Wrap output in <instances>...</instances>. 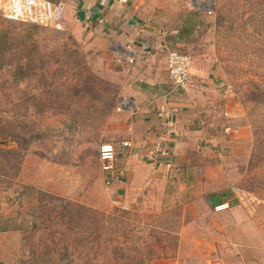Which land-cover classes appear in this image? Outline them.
Wrapping results in <instances>:
<instances>
[{"label":"rangeland","instance_id":"rangeland-1","mask_svg":"<svg viewBox=\"0 0 264 264\" xmlns=\"http://www.w3.org/2000/svg\"><path fill=\"white\" fill-rule=\"evenodd\" d=\"M52 1L61 3L65 11L66 5L73 8L72 1L78 0ZM138 2L129 0L127 6ZM148 4L151 19H142V25L154 23L165 40L179 37V47L170 48L187 55L198 70L185 90L169 87L193 102L190 111L185 108L191 113L182 115L192 123L187 132L195 144L192 158L199 163L194 165L198 171L193 177L200 182L186 187L182 178L159 174V179L134 189L127 183L124 160L139 152L142 161L150 158L143 146H136L142 135L129 134L130 115L121 111L131 104H123L114 79L116 63L129 66L134 62L126 60L127 47L113 42L112 58H108L81 39L85 31L69 30L66 18L62 31L0 18V46H9L0 62V127L40 134L29 146L16 180L8 177L11 172L0 177V264H36L34 251L40 254L39 264H71L70 259L73 264H86V252L77 250L73 257L53 252L49 215L34 232L32 217L38 198L22 193L21 187L27 185L110 219L99 256H89L92 264H129L117 260L116 244L126 241L130 245L136 237L165 248L156 252L159 258L150 264L175 260L181 225L190 221L197 225L187 238L202 244H186L184 253L194 255L187 264L224 261L232 239L246 238L264 246V161L258 170L247 171L254 149L258 154L257 142L264 137V105L250 102L248 96L251 83L264 86V0H148ZM156 17L166 22H156ZM70 24L83 25L74 19ZM26 34H32L35 46L21 41ZM158 54V61L165 58V52ZM18 63L21 72L16 69ZM119 105L123 108L118 112ZM4 141L3 148H15L10 140ZM122 142L130 147L120 149ZM102 144L117 148L113 177L101 172L98 150ZM67 151H72L68 153L72 164H60L57 157ZM196 188L201 196L190 197V190ZM227 190L233 195L225 203L230 209L208 206L209 191ZM231 208L242 212L228 214ZM187 209L192 219L184 213ZM13 219H17L14 225ZM232 221L247 222V230L235 228ZM32 235L34 239L29 240Z\"/></svg>","mask_w":264,"mask_h":264},{"label":"crops","instance_id":"crops-1","mask_svg":"<svg viewBox=\"0 0 264 264\" xmlns=\"http://www.w3.org/2000/svg\"><path fill=\"white\" fill-rule=\"evenodd\" d=\"M99 1H72L73 8L66 5L64 19H67L68 29L72 32H82L83 34L85 31L81 39L87 40L97 52L112 58L110 48L111 44L116 42L115 45L117 46L127 47L125 53L130 54L134 60L133 64L129 66L116 63V77L114 79H116V83L122 92H120L119 97L122 98L123 104L127 102L131 104L130 109L121 111L123 108L121 104L117 110L130 115L127 117L130 121L126 124L128 130L132 131L129 134L142 135L136 140V146H143L147 152L145 154L150 158L148 161H142L143 155L139 152L124 160L127 183H130L131 189H134V187L137 188L146 184L148 180L159 179V174H162L164 178L172 176L178 179L182 178L186 187L192 185V182H200V178L193 177L194 172L198 171V167H194V165L199 163H195L194 158H192L195 144L187 132L192 123L190 119L184 120L185 117L182 115L183 112L191 113L188 111L192 108L193 102L188 96L185 97L170 90L169 85L171 83L165 67L166 55L165 58L158 61L160 57L158 53H166V49L170 48L171 45L178 48L181 43L180 38L176 37L174 41L165 40L162 29L154 23L151 27L142 25V19H151L148 0H139L137 4L133 5L132 3L130 6H127L128 2L119 4L117 0H104L102 5H99ZM143 4L144 6L141 7ZM73 9L78 11L75 12ZM124 11L125 14H123ZM85 15L90 17L89 23L83 22ZM71 19L83 25H71ZM154 19L156 22H166L164 18L156 17ZM122 30L124 33H120ZM127 33L130 35H126ZM122 50L124 51V48ZM113 58L115 59V57ZM197 71L191 62L190 82L197 76ZM199 73L201 75V72L197 74ZM119 148L122 149L120 145ZM123 172H120V175H123ZM190 191L192 198L201 196L198 188ZM209 193L216 192L209 191ZM223 205L225 206V204ZM222 209H230V206L226 204V207L219 210ZM230 212L240 215L242 210L234 208L228 214ZM184 213L190 214L188 209ZM232 224L237 229L247 230L245 229L248 225L247 222L232 221ZM196 225L197 223L192 221L182 223V232L177 239L176 259H163L161 264H187V260L192 256L194 257L191 253H188L190 255L185 254L184 250L186 244L192 245L191 241L197 242L194 245L202 244L198 239L187 238ZM211 241L213 239L210 240V243ZM263 247L262 244L250 242L246 238L232 239L230 247L226 250L227 258L221 262L215 260L210 264H264Z\"/></svg>","mask_w":264,"mask_h":264},{"label":"trees","instance_id":"trees-1","mask_svg":"<svg viewBox=\"0 0 264 264\" xmlns=\"http://www.w3.org/2000/svg\"><path fill=\"white\" fill-rule=\"evenodd\" d=\"M259 34L261 35V33ZM21 41H24L25 43L33 46L36 45L35 41L32 39V34H26V36H22ZM8 47L9 46H7V48ZM7 48H5L4 45L0 46V62L4 58V54H6L8 50ZM18 64L19 65H16V69L21 72L22 65L21 63ZM250 85L252 86V90L248 92L249 101L264 105V86L254 83H251ZM0 124H2L1 119ZM39 135V133L34 131L19 132L15 129L0 127L1 178L7 177L8 173L11 172L10 175L12 176L8 177L11 178V181L16 180L26 154L31 151L29 146L40 139ZM6 139L15 144L14 149L3 148L2 142ZM257 143L258 154L257 148L254 149L247 168V171L249 172L255 169L258 170L259 164L264 161V137L258 140ZM68 153H72V151H67V153L65 152L60 158L57 157V159L60 160V164H72V157L68 156ZM32 154L34 156L36 155L43 157L40 153L37 152H32ZM21 188L24 191L22 192L23 194L27 193L30 195H35L38 198V208L36 209L37 212H34L32 217L34 232L35 228L37 229V231L40 230V223L47 220L46 214L49 215L52 222L51 237L53 252L56 254L59 251H64L66 253V257H73L77 250H79L81 254H84V252H86V264H92L89 256L92 255L93 258L99 256L100 249H102L104 244L102 243L103 234L107 229V226L109 224L108 221H110V219L97 210L76 202L69 201L61 196H55L45 193L44 191L29 185L22 186ZM250 193H254V191L251 190ZM232 197L233 195L231 191H221L218 193L208 194L206 197V202L208 206L213 209L225 204L226 202H228L229 198ZM235 202L236 201L232 202L231 204H235ZM116 212H119V209L116 208ZM126 212L127 211L123 209V213ZM11 222V224L14 225V223L17 222V219H13ZM2 231L8 230L4 229ZM123 232L125 231H122L120 234H122ZM122 237L126 239L124 235ZM136 238V242H133L130 245L126 244V241L125 243L116 244V257L118 261L126 260L129 261V264H150L152 261L159 258L156 255V252H161L165 249L159 243L153 245L149 243L147 239H144L142 237ZM31 239H34V235H32V237H29V240ZM32 255V260L37 262L36 264H39L38 261L40 254H35L34 251L32 252ZM69 261V263L73 264V259H70Z\"/></svg>","mask_w":264,"mask_h":264},{"label":"built area","instance_id":"built-area-1","mask_svg":"<svg viewBox=\"0 0 264 264\" xmlns=\"http://www.w3.org/2000/svg\"><path fill=\"white\" fill-rule=\"evenodd\" d=\"M102 1L104 0L99 1V5H102ZM117 2L125 4L128 0H117ZM207 3L209 5V2ZM0 18L10 22L26 23L54 31H62L64 28V7L61 3H55L52 0H0ZM94 21L96 20L94 19ZM83 22L89 23L90 17L85 15ZM126 57L127 61L132 59L129 55ZM165 67L173 88L177 91L185 90L191 81L190 58L175 49L167 48ZM120 146L126 148L130 145L127 142H122ZM98 158L101 172L113 177L117 158L115 146L102 144L98 150ZM106 184L108 185L109 181ZM223 207L226 205L217 207V209Z\"/></svg>","mask_w":264,"mask_h":264}]
</instances>
